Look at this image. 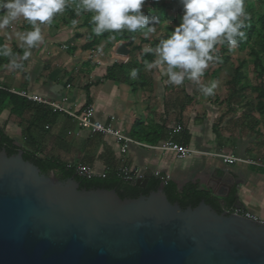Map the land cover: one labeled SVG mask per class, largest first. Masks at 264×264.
<instances>
[{"label":"crops","instance_id":"obj_1","mask_svg":"<svg viewBox=\"0 0 264 264\" xmlns=\"http://www.w3.org/2000/svg\"><path fill=\"white\" fill-rule=\"evenodd\" d=\"M17 25L11 23L0 30V45L7 44L14 54L22 56L24 48L20 34L25 31H20ZM41 32L44 40L30 50L27 60L22 61L23 69L11 68V57H0V91L24 93L59 103L72 113H79L89 101L93 120L107 124L112 119L113 129L144 147L128 144L121 154V144L113 137L79 128L67 148L81 150L88 136H101L105 145L99 146L96 153L99 157L65 154V124L71 122L70 118L28 100V107L13 115L10 106L2 102L0 133L17 151L55 161L64 167L70 166L67 162L77 157L80 158L77 163L90 167L94 173H105V176L113 175L117 167H125L142 176L146 183L158 179L159 186L169 181L177 191L192 189L204 193L222 212L231 213L237 209L264 220V141L258 146L263 149L261 155L255 157L244 143L237 144L236 150L216 145L212 141V131L199 130L194 124L189 129L182 128L179 111L162 108L159 99L152 100L151 110L145 109L147 94L157 93L158 87H153L152 78L144 69L139 70L135 78L131 69L127 71L129 83L120 76L115 82L105 80L106 69L115 63L94 61L86 50L77 48L65 52L55 47L54 43L62 47L70 39L65 22L56 27L42 26ZM130 83H135L134 88ZM175 126H181L178 133L172 130ZM167 142L194 153L178 158L172 152L154 149ZM223 156L252 164H227Z\"/></svg>","mask_w":264,"mask_h":264},{"label":"water","instance_id":"obj_2","mask_svg":"<svg viewBox=\"0 0 264 264\" xmlns=\"http://www.w3.org/2000/svg\"><path fill=\"white\" fill-rule=\"evenodd\" d=\"M0 151V264H264V225L159 188L121 199ZM145 188L146 180L131 182Z\"/></svg>","mask_w":264,"mask_h":264},{"label":"rangeland","instance_id":"obj_3","mask_svg":"<svg viewBox=\"0 0 264 264\" xmlns=\"http://www.w3.org/2000/svg\"><path fill=\"white\" fill-rule=\"evenodd\" d=\"M78 3L79 0H67L64 12L58 14L49 25V27H56L65 22V30L70 34V39L65 42L67 48L65 52H71L77 48L85 52L84 47L94 42V45L86 50V54H89L90 59L94 61L101 60L108 64H124L132 61L142 65L145 73L152 78L153 87H158V94L153 91L147 94L145 103L148 102V104L145 105V109L151 110L152 100L159 99L162 108L179 111V122L182 128L189 129L194 124L199 130L212 131V141L216 145L236 150L237 144L244 143L252 152L250 155L253 157L261 155L263 149L258 146L264 141V111H259L256 107L257 94L251 91L259 85L253 69V59L249 54L252 39L248 40V45L243 44L240 48L236 46L230 49L227 45L218 46L216 54L220 57V61L210 64L200 85L186 80L182 86H173L167 83L164 67L146 70V61L140 60V56L146 54L143 51L145 47L165 37L179 23L181 11L172 4V0H146L143 11L146 15L158 18L157 31L147 40L140 32L133 33L131 45L123 41L115 42L114 35L107 32L105 37L88 39L90 32L81 26L88 12L82 11L81 15L77 16ZM160 7L163 8L159 10ZM245 11L248 14V19L245 21L247 29L256 27L262 12L261 0H245ZM73 20L78 21L75 26L72 23ZM12 24H18L15 27L20 31L31 30V25L22 18ZM42 26L46 25L40 27ZM54 44L61 49L58 44ZM238 67L240 78L236 76ZM213 81L217 84L214 95L204 97L199 92V87ZM262 84L264 85V78ZM70 120L71 122L65 124V154L79 153L81 157L87 155V158L94 159V156L98 158L96 153L99 146L105 145L104 137L101 136H88L86 141L82 142L81 150L71 151L72 148H67L72 135L76 134L80 128L74 120ZM77 161H80V158L74 157L67 163L73 167L75 162L81 164ZM121 168L125 167H117L113 169V173ZM95 175L98 174L95 173ZM136 181L142 182L143 179Z\"/></svg>","mask_w":264,"mask_h":264},{"label":"clouds","instance_id":"obj_4","mask_svg":"<svg viewBox=\"0 0 264 264\" xmlns=\"http://www.w3.org/2000/svg\"><path fill=\"white\" fill-rule=\"evenodd\" d=\"M146 0H79L76 15L82 11L91 13V31L96 37L104 33H137L149 39L157 31V17L146 15ZM181 10L179 23L155 47L143 49L154 60L145 62V69L164 67L167 83L182 86L185 81L200 85L210 64L220 61L217 47L227 45L235 48L239 40L246 38L243 29L248 14L245 0H176ZM67 0H2L0 2V30L12 22L23 19L31 30L20 34L22 56H17L7 45H0V57H11L10 67L23 69L22 61L31 55V49L41 44L44 37L41 25H51L58 14L66 8ZM75 26L78 21L73 20ZM19 61V62H18ZM137 69L131 70L133 78ZM216 82L201 85L204 97L214 95Z\"/></svg>","mask_w":264,"mask_h":264},{"label":"trees","instance_id":"obj_5","mask_svg":"<svg viewBox=\"0 0 264 264\" xmlns=\"http://www.w3.org/2000/svg\"><path fill=\"white\" fill-rule=\"evenodd\" d=\"M262 3V12L258 18L256 27L252 26L250 29H243L246 33V38L239 40L237 47L240 48L243 44L248 45L249 39H252V44L249 45L250 56L253 59V69L256 74V78L259 81V85L252 88L251 91L257 94V105L259 111H264V85L262 80L264 78V0H261ZM172 4L179 6L176 3V0H172ZM160 7L159 10H161ZM181 11V10H180ZM91 13L85 15L84 21L82 22V27L90 32L88 39L91 38H101L105 37L106 33L103 36L96 37L91 29L93 25L90 23ZM114 35L115 42H126L128 45H131L133 33L121 32V33H112ZM158 41H153L150 43L151 46L155 47V44ZM94 45V42L90 43L84 50H88ZM154 56L152 54H145L140 56L141 62L152 61ZM137 69L138 71L142 69V65L136 64L132 61H129L124 64H113L106 69L105 80L118 81V76L129 83L130 77L127 74V71L130 69ZM236 70V76L240 78L241 75ZM135 83H130L131 87L134 88ZM5 102L10 106V113L13 115L20 114L28 107V101L24 98L17 97L10 93L0 91V103ZM89 106V101L86 102L85 107ZM4 149L7 156H12L17 153V150L12 145V142L4 137L0 133V149ZM23 160L31 162L35 165L42 174H47L49 172H56L61 180L73 178L77 183L80 189L90 190V189H104V190H115L117 195L121 199H135L142 196H147L149 193L156 191L159 188L160 181L158 179H151L146 183L144 189L135 187L131 185V182L124 181L120 178H117L114 174L111 176H105L104 178L94 177L91 179L80 178L75 175L74 169L72 166L64 167L59 163L51 160L37 159L36 157L23 153ZM163 193L165 194L167 200L171 204H177L181 209L187 207L194 208L198 205L199 202L204 201L206 204L211 206L215 211L221 213L220 208L216 206L212 199H210L206 194L196 192L192 189H186L183 191H177L175 185L171 182H165L162 186Z\"/></svg>","mask_w":264,"mask_h":264},{"label":"built area","instance_id":"obj_6","mask_svg":"<svg viewBox=\"0 0 264 264\" xmlns=\"http://www.w3.org/2000/svg\"><path fill=\"white\" fill-rule=\"evenodd\" d=\"M61 48H62V50L67 49L65 46H62ZM0 90H2L1 87H0ZM12 94L19 96L21 98H24L28 101L36 102V103H40L42 105H45L52 112L61 113V114L65 115L66 117L74 120L81 129L88 130L90 133H97V134L113 137L117 142H119L121 144V147H120L121 153H123L125 151V148L128 144H135L137 146L144 147V145L132 141L130 138L125 137L124 135L119 133L117 130L113 129V127L111 125L112 119H110V122L107 124H101V123L93 120V111H92L90 106L83 108L79 113H72V112L68 111L67 109H65L64 107H62L59 103L45 101V100L40 99L38 97L26 95L24 93H12ZM172 130L174 132H179L181 129L179 126H175ZM149 148L152 149V147H149ZM154 149H157L160 151L172 152L178 158H184V157L189 156V155L194 153L193 151H191L187 148L179 147V146H177L173 143H170V142H167V143H164L160 146H157ZM222 159L227 164H233L235 162L252 164V163L247 162V161H240V160H238L232 156H223ZM73 169H74L75 175L80 177V178L91 179L94 177H98V178H104L105 177L104 173L95 175V173L92 171V169L90 167L83 165V164H76L73 166ZM114 175L117 178H120V179L127 181V182H134L136 180H142L143 179L142 176L138 175L137 173H135L133 171L128 170L127 168H121V169L115 171ZM231 214L240 216L242 218H247V219H250V220L257 222L260 225H264V220L253 217L249 213L242 212V211H239L236 209V210L232 211Z\"/></svg>","mask_w":264,"mask_h":264},{"label":"flooded vegetation","instance_id":"obj_7","mask_svg":"<svg viewBox=\"0 0 264 264\" xmlns=\"http://www.w3.org/2000/svg\"><path fill=\"white\" fill-rule=\"evenodd\" d=\"M1 150H2V148L0 149V151H1ZM57 177L59 178V176H57ZM141 189H142V188H141ZM143 189H144V188H143ZM140 196H142V195H140ZM140 196H139V197H140Z\"/></svg>","mask_w":264,"mask_h":264}]
</instances>
